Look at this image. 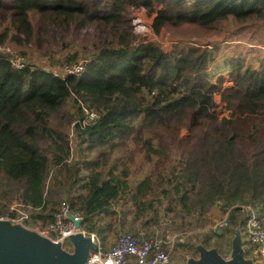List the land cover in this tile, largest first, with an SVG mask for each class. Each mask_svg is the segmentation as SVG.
<instances>
[{
	"label": "trees",
	"instance_id": "1",
	"mask_svg": "<svg viewBox=\"0 0 264 264\" xmlns=\"http://www.w3.org/2000/svg\"><path fill=\"white\" fill-rule=\"evenodd\" d=\"M131 8L155 12L156 33L181 23L208 26L229 17L264 18V0H0V43L11 32L31 41L51 25L74 22L93 23L105 34L90 51L92 61L80 77L58 76L31 63L26 52L25 65L18 67L0 49V216L8 212L16 217L17 210L7 205L16 200L30 212L28 226L45 227L68 201L85 216V228L99 233L89 223L128 190V172L119 171L122 157L112 151L127 148L134 135L143 139L144 126L162 125L174 135V148L154 130L155 138L144 139L141 146L147 159L157 156L174 165L159 192L153 193L150 175L139 184L135 218L155 212L143 229L133 231L151 229L166 215L177 229L204 234L200 241L210 248L213 236L243 229L244 205L264 203V59L254 66L241 55L225 56L218 67V46L165 50L154 42L135 43ZM39 18L43 22L38 24ZM79 55H67L60 65L78 64ZM228 69L231 85H224L223 75L213 81L212 70ZM217 93L226 115L217 111ZM85 107L99 117L81 126L77 122L84 119ZM138 120L141 129L136 128ZM70 127L96 151L94 158L70 165ZM183 129L189 134L176 140ZM85 167L89 173L83 172ZM220 206L229 210L230 225L226 233L208 235V214ZM147 232L150 237L168 234ZM178 242L176 247L184 246ZM186 244V253L197 252L196 243Z\"/></svg>",
	"mask_w": 264,
	"mask_h": 264
},
{
	"label": "rangeland",
	"instance_id": "2",
	"mask_svg": "<svg viewBox=\"0 0 264 264\" xmlns=\"http://www.w3.org/2000/svg\"><path fill=\"white\" fill-rule=\"evenodd\" d=\"M130 14L132 16V32L136 38L135 43L139 41L154 42L158 43L165 50H171L183 45L218 46L221 52V54L218 55V60L216 62L218 67L222 65L225 56L241 55L246 59L248 64L251 63L254 66H259L260 64L258 61L264 59L263 17H256L246 21H239L234 17H229L221 22L213 25L210 24L208 26L196 23H181L179 25L166 26L160 33H156L152 27L153 18L156 15L155 12H149V10L144 8H131ZM41 22H43V20L39 18L37 23L39 24ZM77 23L78 22H74L70 24V26L64 25L62 27H59V25H51L48 31L41 32V36H38L36 32L35 37L31 41L28 40L25 35L14 38V34L11 32L4 42L0 43V49L9 52L16 61L22 59L23 52H26L28 55L27 58L32 57L31 63L64 75L67 72L64 71L60 63L65 61L67 55L70 56L73 53L78 52L80 54V60L90 59V51L94 49L100 39L103 40L105 38L103 28H98L93 23H87L86 25H79V23ZM140 24L145 28L143 26L138 27ZM2 29L3 27L0 28V31H2ZM52 61H56V63H52ZM212 72L214 73L212 79L215 83H217L218 78L223 75L227 80L224 85L232 84V82L229 81L231 75L229 69L219 71L212 70ZM215 98L219 103L217 108L218 113L221 115L228 114V110L225 109L224 103L221 101V94L217 93ZM136 128H143L142 123H140L139 120L136 123ZM153 130L158 136H163V140L166 144L171 145V143L174 142V135H172L170 131H168L169 129L165 126L157 125L152 129L145 128L144 126L143 139L138 140L136 135H134L128 140L127 148H116V150L114 149L112 151L114 156L120 155L122 157L121 160L124 163L120 166L119 171L122 169L128 172V176L126 177L128 190L124 195V198L113 202L112 207L108 211L100 214L89 223L91 226L95 227V229L99 230L100 234H98V237H102L106 242H114L122 230L130 229L136 231L143 229V225L146 221L152 219L154 216L155 211H149L145 218H135L134 193L139 190V184L141 181L149 175L152 177L149 179L151 180V184L153 183V193L159 192L161 185L164 184L163 180L168 177L170 169L173 167L174 163L169 160L159 161L157 156H155L154 161L147 159V151L141 146V144L144 139L155 138L152 132ZM68 133L70 135L73 151L70 158V165H75L80 159L85 160L88 157L94 158L96 156V151H92L89 142L83 141L84 138L81 139L72 127L68 129ZM174 133L176 134L175 130ZM188 134V129H183L176 140H179ZM154 143H158V140H154ZM171 146L174 148V145ZM110 151L109 154H111ZM173 155H175V149L173 150ZM83 172L85 174L89 173V167H85ZM153 197L152 194L149 195V198ZM7 203L10 211H13L15 208H20L21 211L26 210L16 200L12 202L7 201ZM244 206L253 207L260 213V216L264 218V203H261L259 205L260 207H254L250 204ZM245 210L247 213L245 218L246 221L247 216L249 215V210L247 208H245ZM226 213H228V210H226L224 206H220L216 210L214 207V209L208 214L209 223L204 227V233L206 232L208 235H214L216 232L219 234L226 233V228L219 229L218 226L226 217ZM7 215H9L8 212H5L4 216ZM158 222L159 223L154 227V223L151 225L152 230L148 228L149 233L154 230H159L163 233H168L167 235L171 236L176 243L178 241H180L178 243H184V246L182 245L179 247H176L175 243L171 259L172 264H185L187 256L198 257V252H195L193 249H190V252L187 251L186 253V243H196L197 245L201 243L200 238L204 234L201 233L200 236H198L195 234V230L187 231L177 229L178 227L174 225L173 219L166 215L161 217ZM37 227L39 230H43V227ZM230 237H234V235L227 233L221 236H213L210 245L216 247L224 256H228L231 250ZM252 257L250 258L255 260L257 264H260L258 261L259 259H256L254 255H252Z\"/></svg>",
	"mask_w": 264,
	"mask_h": 264
},
{
	"label": "built area",
	"instance_id": "3",
	"mask_svg": "<svg viewBox=\"0 0 264 264\" xmlns=\"http://www.w3.org/2000/svg\"><path fill=\"white\" fill-rule=\"evenodd\" d=\"M140 26L143 25L140 24L138 27ZM91 61L92 58L83 59L80 60L78 64L73 66H62L64 71L67 72L64 75L58 74L48 68L45 69L51 70L56 75L63 78L68 77L69 75H76L80 77L86 71V68ZM25 63V60L19 59L16 61L14 59V64L18 67L24 66ZM84 112V119L77 122L81 126L90 125L99 117V114L96 111L89 109L88 107L84 108ZM252 206L256 207L255 205ZM245 208L249 210V215L247 216V220L244 222L242 233L247 247V256L252 257V255H254L256 259H259V263L263 264L264 218H262L260 213L253 207L243 206L244 210ZM15 209L18 212L16 217L0 216V219H10L13 222L22 223L28 226L26 221L30 218V212L27 210L21 211L19 208ZM69 215H72L77 220H81L83 223L86 220L82 213L71 209L68 201H63L59 205L53 221L43 227V230H39L38 227L34 229L40 231L42 234L48 236L54 241H61L65 249L72 251L73 245L70 242L69 236L76 231V227L74 221L69 218ZM83 223L82 230L86 232L83 229ZM229 225L228 215H226L218 226L219 229H221L227 228ZM91 235L98 241V246L92 250L86 264H172L171 259L176 241H174V239H172L169 235L164 237H150L146 230H141L137 233L134 231L122 230L108 249L104 248L95 234ZM188 258L189 256H187V259ZM254 262L256 261L254 260Z\"/></svg>",
	"mask_w": 264,
	"mask_h": 264
},
{
	"label": "water",
	"instance_id": "4",
	"mask_svg": "<svg viewBox=\"0 0 264 264\" xmlns=\"http://www.w3.org/2000/svg\"><path fill=\"white\" fill-rule=\"evenodd\" d=\"M69 218L76 227L69 236L72 251L65 249L61 241H54L34 228L10 219H0V264H86L98 241L82 230L81 220L72 215ZM196 251L198 257H189L185 264H257L247 256L240 227L232 238L228 256L202 242L196 245Z\"/></svg>",
	"mask_w": 264,
	"mask_h": 264
},
{
	"label": "crops",
	"instance_id": "5",
	"mask_svg": "<svg viewBox=\"0 0 264 264\" xmlns=\"http://www.w3.org/2000/svg\"><path fill=\"white\" fill-rule=\"evenodd\" d=\"M216 210V209H215ZM229 211V210H228ZM229 214V212L228 213H226V215H228ZM97 218V217H96ZM85 226H87L86 225V223H83V229L88 233V234H95L96 236H97V238L99 239V241L102 243V245L104 246V248L105 249H108L112 244H113V242L112 243H110V242H106V241H104V239H102V237H98V232H92V231H88L86 228H85ZM231 238V241H232V238L233 237H230Z\"/></svg>",
	"mask_w": 264,
	"mask_h": 264
}]
</instances>
